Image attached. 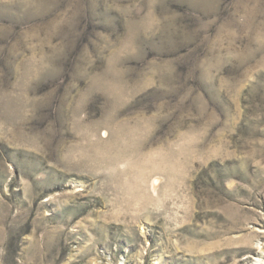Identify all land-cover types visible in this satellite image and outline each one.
Instances as JSON below:
<instances>
[{
	"label": "rangeland",
	"instance_id": "obj_1",
	"mask_svg": "<svg viewBox=\"0 0 264 264\" xmlns=\"http://www.w3.org/2000/svg\"><path fill=\"white\" fill-rule=\"evenodd\" d=\"M0 264H264V0H0Z\"/></svg>",
	"mask_w": 264,
	"mask_h": 264
}]
</instances>
